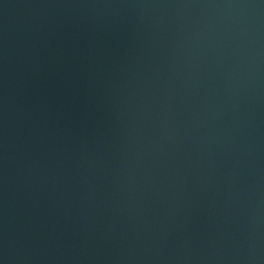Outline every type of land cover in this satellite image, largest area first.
I'll return each mask as SVG.
<instances>
[{
	"label": "water",
	"instance_id": "1",
	"mask_svg": "<svg viewBox=\"0 0 264 264\" xmlns=\"http://www.w3.org/2000/svg\"><path fill=\"white\" fill-rule=\"evenodd\" d=\"M0 264H264V0H0Z\"/></svg>",
	"mask_w": 264,
	"mask_h": 264
}]
</instances>
